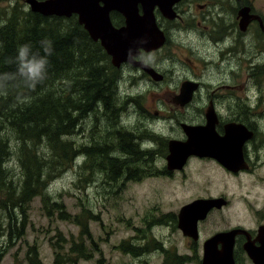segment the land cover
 <instances>
[{
	"label": "rangeland",
	"instance_id": "374dc122",
	"mask_svg": "<svg viewBox=\"0 0 264 264\" xmlns=\"http://www.w3.org/2000/svg\"><path fill=\"white\" fill-rule=\"evenodd\" d=\"M25 1L0 0V25H5L14 11L18 17L27 15L29 8ZM256 7L264 14V0H256ZM185 27L176 28L171 35L173 47L161 55L159 62L160 69L169 77L163 85L168 88L167 97L157 87L148 90L143 85L148 84L146 80L141 81L143 84L127 81L111 93L112 112L98 107L87 113L70 135L56 132L51 137L53 142L48 136L42 137L38 143L28 142L23 150L12 136L0 191V264H29V254L35 248L42 264H56V254L62 261L58 264H99L100 260L103 264H201L203 256L201 253L197 256L196 248L200 252L211 236L215 219L210 217L202 224V237L194 243L177 226L180 209L198 198L241 192L231 188L235 181L210 163L193 162L185 174L168 175L166 171L163 145L178 136L168 93L176 90L179 77L170 70L179 66L182 48L179 42ZM191 47L195 49L198 45H188L189 50ZM125 70L124 75H128ZM66 83L56 81L50 93L57 98L65 91ZM154 109L168 117L147 118ZM123 137L133 141L136 151L152 150L148 156H129L122 149ZM66 143H70L69 151L82 154L61 169L53 156L57 158L56 151L64 149ZM88 148L96 150L97 155L87 157L84 153ZM30 151L40 156L44 173L55 170L50 172L42 195L25 205V219L22 220L18 207L13 209L10 205L15 220L11 221L20 229L10 240L7 233L10 219L3 204L8 191L19 195L24 181L20 158L27 152L31 154ZM236 202L243 206L240 197ZM242 215L252 220L246 206ZM236 219L235 215L233 220ZM78 243L84 245L89 259L69 262L71 249Z\"/></svg>",
	"mask_w": 264,
	"mask_h": 264
},
{
	"label": "flooded vegetation",
	"instance_id": "af4514ba",
	"mask_svg": "<svg viewBox=\"0 0 264 264\" xmlns=\"http://www.w3.org/2000/svg\"><path fill=\"white\" fill-rule=\"evenodd\" d=\"M200 1L181 0L175 3L172 6L175 13L172 19L157 6L154 8L155 22L165 35V44L156 51H142L136 60L152 67L162 79L156 81L128 63L118 69L117 88L119 90L118 86L127 81L130 84L135 81L143 84L141 81L146 80L148 84L143 85L148 90L157 87L164 90L163 94L167 97L168 88L163 85L167 84L169 77L160 69L159 62L161 55L172 49L171 35L176 28L187 26L183 28L184 36L179 42L182 47L179 66L170 70L173 76L179 77L177 87L173 93H168L178 136L163 145L164 157L167 162L171 141L176 140L180 146L188 142V128L210 127L205 148L214 154L193 155L182 170L169 171L166 166V171L168 175L185 174L193 162L210 163L222 175L235 181L231 188L238 189L241 192L238 195L228 191L226 195L197 199L222 200L220 207L214 206L207 218L198 223L201 239L202 224L210 217L215 219L211 236L205 240L200 252L196 248L197 256L200 253L203 256L204 244L213 239V254L225 256L232 252L234 264H254L250 250L264 255V14L257 9L256 0ZM99 5L103 6V3ZM245 11L246 18L242 14ZM139 15H143L141 5ZM110 17L115 28L125 26V18L119 12H111ZM67 20L81 26L77 15ZM81 27L85 30L84 25ZM191 44L198 47L189 50L188 45ZM109 61L112 65L111 58ZM125 69L128 75H124ZM188 83L191 84V93L185 92ZM135 100L131 98V101ZM162 115L160 110L154 109L146 117L153 120L168 117ZM122 139L125 142L122 149L131 150V153H125L129 156H148L152 150L136 151V145L129 137ZM156 144L160 146L159 142ZM237 197L241 198L243 206L237 204ZM245 206L252 220L243 217L242 209ZM235 215L236 221L233 220ZM230 232H235V236L218 238Z\"/></svg>",
	"mask_w": 264,
	"mask_h": 264
},
{
	"label": "trees",
	"instance_id": "16d2710c",
	"mask_svg": "<svg viewBox=\"0 0 264 264\" xmlns=\"http://www.w3.org/2000/svg\"><path fill=\"white\" fill-rule=\"evenodd\" d=\"M26 60L45 61L38 79H30L26 75L23 68ZM109 60L103 48L72 20L43 17L30 12L18 17L14 11L9 15V21L0 25V191L3 165L9 154L8 144L12 136L23 150L28 147V142L38 143L42 137L48 136L52 141L51 137L56 132L72 134L78 121L98 107L107 113L112 112L111 93L116 91L119 71ZM56 81H67L65 91H61L57 98L50 93ZM69 150L70 143H66L60 152L53 150L57 157L53 158L61 169L82 154ZM28 152L20 158L24 170L21 191L18 197L8 191L3 204L10 219L7 231L10 240L20 232L14 227L16 223L11 221L14 218L10 205L13 209L18 207L22 220L25 219V205L42 195L50 172L55 170L48 169L49 172L44 173L38 153ZM127 152L131 153V150L124 147V153ZM84 154L87 157L97 155L96 150L91 148L85 149ZM82 243L72 247L69 262L89 259L90 254ZM30 254L29 264H42L36 248ZM59 262L62 263L61 257L56 254L55 263ZM98 263L103 264V260Z\"/></svg>",
	"mask_w": 264,
	"mask_h": 264
},
{
	"label": "water",
	"instance_id": "95a60500",
	"mask_svg": "<svg viewBox=\"0 0 264 264\" xmlns=\"http://www.w3.org/2000/svg\"><path fill=\"white\" fill-rule=\"evenodd\" d=\"M181 0H28L31 10L45 17H70L73 13L79 15V23L85 26L91 39L100 42L107 55L112 58V65L120 68L130 63L141 68L154 80L162 79L152 67L135 60L140 50L147 52L158 50L164 44L162 32L158 29L153 10L159 6L162 13L168 18H174L172 6ZM104 5L101 7L99 4ZM141 4L144 15H139L138 6ZM117 11L126 19V25L117 29L112 25L110 12ZM246 18V11L242 12ZM189 85V86H188ZM186 93H191V84H186ZM177 102V99H176ZM210 127L188 128V142L181 145L176 140L170 142V154L167 157L169 171L182 170L189 157L193 155L210 156L211 152L205 147L208 144ZM206 131V132H205ZM213 135V134H212ZM205 136V137H204ZM211 136V134H210ZM212 138V137H211ZM214 138L211 140L213 141ZM220 141V140H219ZM204 142V143H203ZM211 142V141H210ZM214 142V141H213ZM212 144V143H210ZM214 144V143H213ZM181 147V148H180ZM210 147V146H209ZM200 148L203 150H200ZM205 148V149H204ZM216 150V149H215ZM219 200H196L181 208L178 214V228L185 237L198 241V222L204 220L214 206L220 207ZM238 232V231H235ZM235 232L221 234L218 238L235 236ZM213 239L204 245L202 264H234L232 252L226 256L213 254L211 248ZM255 264H263L262 258L249 251Z\"/></svg>",
	"mask_w": 264,
	"mask_h": 264
},
{
	"label": "clouds",
	"instance_id": "9594fccd",
	"mask_svg": "<svg viewBox=\"0 0 264 264\" xmlns=\"http://www.w3.org/2000/svg\"><path fill=\"white\" fill-rule=\"evenodd\" d=\"M45 61L43 60H26L23 65L26 75L30 79H38L44 70Z\"/></svg>",
	"mask_w": 264,
	"mask_h": 264
},
{
	"label": "bare ground",
	"instance_id": "6f19581e",
	"mask_svg": "<svg viewBox=\"0 0 264 264\" xmlns=\"http://www.w3.org/2000/svg\"><path fill=\"white\" fill-rule=\"evenodd\" d=\"M90 116V115H89ZM103 120V119H102ZM95 121V120H94ZM90 122V121H89ZM91 130V129H90Z\"/></svg>",
	"mask_w": 264,
	"mask_h": 264
}]
</instances>
